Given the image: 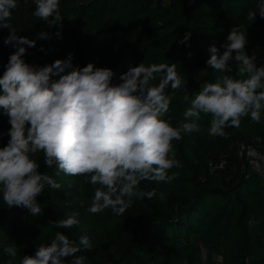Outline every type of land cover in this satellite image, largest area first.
<instances>
[{"label":"trees","instance_id":"1","mask_svg":"<svg viewBox=\"0 0 264 264\" xmlns=\"http://www.w3.org/2000/svg\"><path fill=\"white\" fill-rule=\"evenodd\" d=\"M34 10V0H17L10 20L18 36L36 40L35 47L25 46L26 63L44 66L71 53L74 66L93 63L111 68L113 85L121 83L120 76L129 66L176 64L192 96L201 84L222 75L206 63L209 47L220 48L232 27L241 24L247 29L245 51L256 55L258 67L264 65V18L246 19L249 10H257V0H60L62 28L47 26L33 15ZM41 31L50 38L38 39ZM187 32L190 40L181 44ZM9 35L8 28H0V76L16 50L4 44ZM232 67L235 76L234 61ZM168 90L172 91L170 86ZM184 95L185 89L172 95L164 117L173 126L188 107ZM210 121V115H202L200 132L172 142L182 165L171 170L178 177L171 183L143 181L140 187L155 189L156 196L133 198L132 207L121 216L111 208L90 213L94 187L85 183V177L57 174L56 166L44 164L42 152L35 154L38 171L61 188L46 186L37 197L43 212L36 217L27 208H8L0 194V264L8 259L20 264L25 255L35 254L39 244L50 243L57 231L76 246L81 236L90 238L92 250L80 246L76 254L86 258L85 264H264V182L247 157L238 153L241 143L264 141V119L252 123L249 117L242 118L239 127L225 129L226 137L210 136ZM9 128L0 109V147L7 144ZM73 212L79 213L78 225L49 226ZM9 245L17 249L15 258L3 253ZM71 259L65 258V264Z\"/></svg>","mask_w":264,"mask_h":264},{"label":"clouds","instance_id":"2","mask_svg":"<svg viewBox=\"0 0 264 264\" xmlns=\"http://www.w3.org/2000/svg\"><path fill=\"white\" fill-rule=\"evenodd\" d=\"M34 3L35 17L49 27L62 28L60 0ZM16 7L17 0H0V28L10 30L4 44L16 49L0 76V109L10 124L7 144L0 147V194L8 208H27L32 216H40L43 211L37 197L46 186L61 188L38 171L40 165L33 157L42 152L48 168L56 166L57 174L83 176L94 187L90 213L111 208L121 216L132 207L133 198L156 196L155 189L140 187L143 181L171 183L178 177L171 170L182 165L172 142L200 132L202 115L211 116L208 134L213 137H226L225 129L239 127L242 118L249 117L252 123L264 119V65L258 67L256 55L245 51L247 29L242 24L232 27L220 48L213 44L208 49L207 65L222 75L189 96L176 64L141 62L129 66L120 76L121 83L113 85L111 68L93 63L74 66L71 53L44 66L26 63L23 57L36 40L18 36L11 26ZM257 16L264 18V0H257V10H249L246 19L255 21ZM190 37L191 32L185 33L180 43L186 44ZM37 38L49 39L50 34L41 31ZM233 61L235 76L231 75ZM180 89H185L183 100L188 107L173 126L164 117L172 95ZM78 216L73 212L50 221L49 226L70 229L80 223ZM79 245L88 251L93 248L86 235L79 238ZM80 246L57 231L50 243L39 244L35 254L25 255L20 264H65L67 257H72L69 264H85L86 258L76 255ZM3 253L15 258L17 249L4 246ZM6 264H13V259Z\"/></svg>","mask_w":264,"mask_h":264},{"label":"built area","instance_id":"3","mask_svg":"<svg viewBox=\"0 0 264 264\" xmlns=\"http://www.w3.org/2000/svg\"><path fill=\"white\" fill-rule=\"evenodd\" d=\"M238 153L247 157L251 168L261 176L264 182V141L261 138H255L253 142L241 143Z\"/></svg>","mask_w":264,"mask_h":264}]
</instances>
